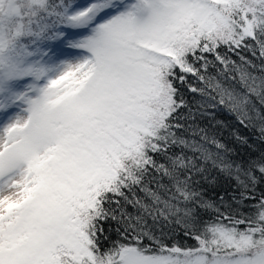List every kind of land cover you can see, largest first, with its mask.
Wrapping results in <instances>:
<instances>
[{
    "label": "snow or ice",
    "instance_id": "6c2138e0",
    "mask_svg": "<svg viewBox=\"0 0 264 264\" xmlns=\"http://www.w3.org/2000/svg\"><path fill=\"white\" fill-rule=\"evenodd\" d=\"M0 264H264V0H0Z\"/></svg>",
    "mask_w": 264,
    "mask_h": 264
},
{
    "label": "trees",
    "instance_id": "16d2710c",
    "mask_svg": "<svg viewBox=\"0 0 264 264\" xmlns=\"http://www.w3.org/2000/svg\"><path fill=\"white\" fill-rule=\"evenodd\" d=\"M191 98H192V94L189 93L188 99L191 100ZM216 119L225 122V124L228 125L229 130L238 131L241 135L248 136L250 138V142L252 141V133L244 129L242 126H240L235 120L234 116L229 115L227 112L217 110ZM226 142H229L232 147L238 148L241 156L245 155V150L243 148H240L239 145L235 144L234 142L228 141V140H226ZM230 188H231V185L226 183L224 178L219 179V183L216 188L217 191H221L223 189H230ZM209 194L212 196H215V192L212 191L211 189H209ZM107 226L108 225L105 224L106 228ZM176 233H177L176 239L183 241L184 238L182 236V231L179 227H176Z\"/></svg>",
    "mask_w": 264,
    "mask_h": 264
}]
</instances>
